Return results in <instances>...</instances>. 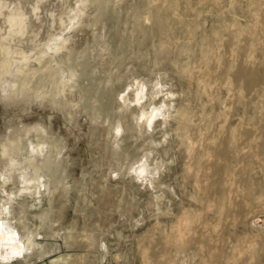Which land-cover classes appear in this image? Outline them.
<instances>
[{"label": "rangeland", "instance_id": "374dc122", "mask_svg": "<svg viewBox=\"0 0 264 264\" xmlns=\"http://www.w3.org/2000/svg\"><path fill=\"white\" fill-rule=\"evenodd\" d=\"M3 1L0 0V3L2 4ZM31 1L5 0L3 6L0 4L2 6H0V24L3 23L2 25L5 26V23H8L11 11H22L20 13H24L23 16L29 14L27 16L28 19L34 17V20L36 19L35 21H37L39 17L37 15L34 16L33 13L38 10L42 18H47L46 21H49V25L52 22L57 23L60 19L56 18V20H53L52 17L57 16L55 15V11L63 8L61 5L64 1L67 3L66 5L64 4L67 8L63 10L65 11V17L72 14L71 16H76L75 19L77 21L83 19L81 22H85L84 18L86 20V17L88 18L87 14L91 11L88 1L85 2L86 4L88 2V6L85 4L86 7L84 6V10L81 11L77 7L79 0ZM148 1H153L159 5L156 8L155 19L152 18L147 22L144 19V15ZM70 2L72 4H69ZM140 2L139 0L104 1L102 6H107H104L103 9L106 7V13H109L106 16H110L108 20V17L104 20L103 27H100V24L94 26L98 28V34L95 30L94 32L88 33L86 37L81 38V34L74 33V36L72 34L71 37L72 42L70 43L69 41L68 47L63 48L62 51L64 53L61 52L63 53L61 56L64 57L67 51H71L73 52L71 54H74L71 60L63 64V66L65 65L66 74H68L69 66L77 64L72 67L75 66L74 68L79 77L82 65L85 63L88 64V72L91 75V79H85V82H89L88 85L91 90L88 88V91H85L87 92L85 95L83 94L81 96V93L75 89L77 87L74 86L67 95V99L70 102L63 97L64 100L62 99V101L64 104H58L57 106V104L51 101L40 100L39 98L32 99L30 97L22 99L5 97L2 95L3 91H1L0 142L5 141L7 135H25L26 127H33L40 123L46 128L51 138L56 139L58 143L63 145L62 153L60 154V157L63 158H59L62 160L59 162L58 166L60 167L59 169L57 167V174L54 180L57 189L54 195L51 196V202L48 199L47 193L43 197H39L37 193L34 195L24 193L19 196L18 194L22 193V182L19 181L21 178L18 181L16 180L17 172L15 173L14 181L7 184L6 189L2 188V179H0V210L2 209L3 201L9 199L11 194L17 196L14 201V217L19 218L22 216L21 219L26 224L25 227L22 223L16 221L15 223L19 227V230L22 233L26 231L37 233L36 241L38 242V249H49L45 257L34 255V253L30 258L16 256L14 260H11L12 264H52L51 260L58 256L59 251L71 256L69 264H143L141 258L142 249L149 250L153 256L152 258L157 259L158 246L160 245V236L162 234L161 225L157 222L156 213L159 207L154 195L160 191L157 187L156 189L155 186H150L147 182L141 183L140 180L134 179L133 173L126 170V167L133 162L135 157L144 152L149 153L151 150L149 153L151 155L149 158L151 166L156 161L164 164L160 170L161 177L167 183L170 195H172L174 200L176 199V210L180 209L178 206L179 199L184 198L185 204L189 205L191 193L194 195L197 194L194 179L185 170V162L190 160L188 156L190 147H188L183 138L176 132V121L169 118L167 119L168 121H165L164 114L162 118L160 117L162 121L158 120L159 122H156V127L154 126L155 129L151 131L152 133L150 135H148L149 132L142 134V132L140 133V131L133 128H126V130V123L133 124L136 122V119H133L134 114L131 113V108H127V118L122 121L118 128H111L109 127V120L105 117L104 111L98 108L99 102L103 98L102 92L100 91H103L106 87H110L112 90L109 112L111 115H115L122 111V96L127 92L131 82L133 83L135 81L134 83H137L140 80H144L149 82L148 85H163L162 92L156 98V102L163 99V103L166 100V103L170 107L174 103L176 106L183 104L188 107L190 115L192 116L190 120L191 128L189 129L192 133L194 132L193 134L197 138L201 132L206 130L205 126L209 122L206 117L208 119L210 117L215 118L218 122L227 117L228 119L230 118L229 121L232 122V125L247 126L246 123L249 120L252 122L253 119L257 118L263 109L264 79L257 81L253 86H248L237 76L235 77L232 69L246 64L248 66L254 65L264 73V0H189L190 4L188 1L183 0L177 8L179 15L172 8L170 0L167 2L168 4L166 2L164 3L163 0H140ZM54 4L56 7H54ZM188 5H190L189 8ZM69 7L70 10H73L70 11ZM1 10L6 15L3 16ZM24 10L27 11V14ZM107 10L113 11L110 13ZM135 14H137L136 17ZM7 15L9 16L7 17ZM180 18L183 21H179ZM137 19H140V21ZM142 22L147 25L155 24L156 31L154 34L159 37L161 35V37L159 38L153 34L149 36L144 35L146 38L143 37L142 32L137 31L139 30V24ZM182 22L184 24L182 26L185 28H182ZM64 29L66 32L72 30L69 27ZM39 32L45 33L42 29ZM80 32L82 33V31ZM154 36L156 38H153ZM74 37L75 40L73 41ZM22 38L24 39L17 40V43L21 42L18 43L20 45L15 44V40L11 43L15 47L18 46L17 48L21 47L23 49L31 45L26 42L27 40L28 42L32 41L34 43L39 41V37L35 36L33 38V35H24ZM105 43L110 48L109 53L103 48L106 46ZM71 46L75 47L72 48ZM69 47L71 50H69ZM25 49L28 50L29 48ZM253 55L255 57H252ZM73 56L75 57L73 58ZM216 57L222 62H218ZM2 58L0 54V64L3 63ZM249 59H252L251 61L253 62H248L249 64L244 62L249 61ZM69 62L73 63L69 64ZM32 64L37 65V61H33ZM185 67L191 71L189 72ZM188 73L192 74L191 79L188 78ZM213 73L217 74L214 75ZM77 75L74 76V83L77 80L79 81ZM221 75L224 76L222 77ZM231 77L234 78L229 81ZM218 79L220 81L222 80V82L220 83ZM232 80H234V83ZM112 88L115 89L113 90ZM169 89L173 90L170 97H173L175 94L173 97L174 101L166 97L168 95L165 92L167 90L169 91ZM77 97L78 99H76ZM238 99L239 103H237ZM66 101L70 104H67ZM171 108L173 109V107ZM98 112L99 114L101 112V114H97ZM248 117H250L249 120ZM196 123L197 125H195ZM164 126L165 128L168 126L170 129H168L169 133L164 132ZM201 129L204 130L202 131ZM112 132L115 134H111ZM129 152L131 154H128ZM194 168L195 164L191 166V170L193 171ZM4 172H6V175L12 174L11 170L6 168L4 159L0 155V173ZM159 177L160 175H156L155 179ZM256 180L258 181V179ZM248 186L251 189L254 187L252 182H249ZM249 193H244V195L242 193L243 197L240 195L238 199H245L244 197L246 199L249 198L254 203L253 209H258V203L254 202L255 200ZM185 194L187 195L185 196ZM258 213V215L264 218V212ZM250 217L249 215L245 223L240 222L237 224L236 222V224H233L232 215L229 216L230 220L227 218V222L225 221L221 226L219 225V229H223L222 242L227 253L230 254V259H232V252L228 250V245H231L232 242H229L230 239L228 237L230 236L229 238H231V235L238 234V241L245 249L244 255H241L242 259L239 264H254L253 262L247 263L246 259L248 258L250 260V255L246 250L255 251V256L258 258L255 264H264V219L258 223V225L262 224L261 226L254 227L250 222ZM161 218L164 221L166 220L163 217ZM212 218H210V221H215V217ZM166 221L170 224L171 218H168ZM232 230L236 231L234 232ZM239 235L242 237L240 238ZM224 238L227 241V245L225 244ZM55 246H59L60 250L55 249ZM247 247L251 248L249 249ZM197 258V263L195 264H203L201 263L202 257L197 256ZM209 259L211 260V258ZM0 260L2 261L1 258ZM1 261L0 264H4V261ZM149 262V264H157L151 261Z\"/></svg>", "mask_w": 264, "mask_h": 264}, {"label": "bare ground", "instance_id": "6f19581e", "mask_svg": "<svg viewBox=\"0 0 264 264\" xmlns=\"http://www.w3.org/2000/svg\"><path fill=\"white\" fill-rule=\"evenodd\" d=\"M86 1L89 2V5H90L89 8L91 11L87 14L88 18L85 16L86 17V20L84 18L85 22H81L83 19L81 21H80V19L77 21L75 19L76 16H71L72 14L65 17V15H64L65 11H63V10H64V8H67L65 6L67 4L66 1L62 2L63 4L60 2L62 4L61 6H63V8L60 7L61 9H59L58 11H55L56 9L54 10L56 12L55 15H57V16L52 17L53 20L54 19L56 20V18H59L60 21L59 22L57 21V23L52 22L51 25H49V21L48 22L46 21L47 18L45 19V18H42L40 16L39 10L33 13V15L34 16L37 15L39 17V19L37 21H35L36 19L34 20V17H33L32 18L33 21H32V19L30 17L29 18L31 20L28 19L27 16L29 14H27V11L24 10L26 12L27 16H23L24 13H20L22 11L15 12V11H11L9 9L11 12L9 14L10 17L8 19V23H5L6 24V25L4 24L5 26L2 25L3 24L2 22H1L2 24H0V54L3 57L2 58L3 63L0 64V95H1V91H3L2 95L5 97L22 98V99H27L30 97L32 99L39 98L40 100L51 101V102L57 104V106H58V104H64V102L62 101L63 97H65V100L69 101L67 99V95L71 92L70 90H72L71 88L72 87L74 88V86L77 87L75 89L81 93V96H83V94L85 95V93H87L85 91H88V88H89L88 83L89 82L86 83L85 79H91L90 78L91 75L88 72V66H87L88 64L84 62L85 64L82 65L81 71L79 72L80 73L79 77H78L76 70L74 68L75 66L72 67L73 65H77V64H72V66H69L68 74H66L65 68H64L65 65L63 66V64L66 61L71 60L72 55H74V54H71V53H73L71 51H67L68 53L66 52L67 54L65 53L66 55L64 54V57L61 56L64 53L62 51L63 48L68 47L69 41H70V43L72 42V40H71L72 34L74 36V33H78V35L81 34V38H84V37H86V35L88 33H91L92 31L94 32L95 30L96 31L98 30L97 27H94V26H96V24H98V25L100 24V27H103V24L105 23L104 20L106 19V17H108L107 20L109 19L110 15L106 16L109 14V13L108 14L106 13V7L104 8L105 10L103 9V7L107 6V5L102 6L103 5L102 3L104 1L108 2V0H79L78 3L76 1L77 5H78L77 7L79 8L80 11L84 10V6L86 4L85 3ZM168 1L169 0H163L164 3L165 2L167 3ZM170 1H171V3L170 2L169 3L171 4L172 8L179 15L177 8H178L179 3H181V1H183V0H170ZM186 1H188V3H189V0H186ZM3 2H2V4L0 3L2 6L4 5ZM35 2H37V1H35ZM38 2H39V0H38ZM88 2H87V4H88ZM139 2H140V0H139ZM200 2L203 3L202 1H200ZM8 3H10V2L8 1ZM18 3H21V2H18ZM7 4H6V6H7ZM15 4H16V2H15ZM69 4H72V3L70 2ZM147 4L148 5L145 9L144 19H145V21L147 20V22H148L152 18L155 17L156 11H157L156 8L158 7L159 4H157L153 1H151V2L148 1ZM21 5H23V4H21ZM25 5H26V3H25ZM56 5H58V4H56ZM184 5H185V3H184ZM46 6H47V4H46ZM189 6L190 5H188V8H189ZM1 7H0V9H1ZM17 7H16V10H17ZM31 7H29V8H31ZM54 7H56L55 4H54ZM70 7H69V10H70ZM94 7H95V9H94ZM24 8H26V7H24ZM31 10H32V8H31ZM72 10H70V11H72ZM87 10H89V9H87ZM192 10H194V9H192ZM112 11H108V12L111 13ZM141 11H142V8H141ZM30 12H33V11H30ZM2 13H3V16L6 15V13L4 14L3 11H2ZM44 13H46V12H44ZM82 13H83V11H82ZM51 14H53V13H51ZM78 14H79V12H78ZM184 14H185V11H184ZM9 15H7V17ZM44 15H46V14H44ZM136 15L137 14H135V17H136ZM158 15H160V14H158ZM166 16L169 17L168 15H166ZM175 16H177V15H175ZM31 17H32V15H31ZM140 17H137V18H140ZM183 17H185V16H183ZM81 18H83V17H81ZM162 18H164V17H162ZM144 19H143V21H144ZM154 19H153V21H154ZM181 19L182 18H180L179 21ZM5 20H7V19H5ZM50 20H51V18H50ZM137 20L140 21V19H137ZM181 21H183V20H181ZM155 23H157V21H155ZM77 24H79V25H77ZM182 24H183V22L181 23V26H182ZM159 26H160V24H159ZM183 26H184V24H183ZM183 26H182V28H185ZM68 27L71 28L72 30L70 29L71 30L70 32L64 31V30H66L64 28H68ZM167 27H169V26H167ZM189 27H190V25H189ZM138 28H139V30H137V31H141L142 33L141 32L140 33L143 34V37L149 36L151 34L155 35L154 34V32L156 31L155 24L147 25V24L142 22L139 24ZM163 28H165V27H163ZM40 29H42L43 32H45V33H40L39 32ZM159 29H160V27H159ZM191 29H192V27H191ZM80 31H82V33ZM166 33H167V29H166ZM97 34H98V31H97ZM168 34H167V36H168ZM24 35H26V36L33 35V38L35 36L36 37L38 36L39 41L37 43H34L32 41L28 42V40H27L26 42L31 44L29 47L28 46L25 47V48H29L28 50H26L25 48L22 49L21 47L17 48L18 47L17 45H20L18 43H21V42L17 43V40L20 41L19 39H21V40L24 39V38H22ZM155 36H158V35H155ZM155 36L153 38H156ZM75 37H74L73 41L75 40ZM160 37H161V35H160ZM234 39H235V37H234ZM14 40L16 41L15 44H17L16 45L17 47H15L11 43ZM228 41H229V38H228ZM141 42H143V41H141ZM144 42H145V40H144ZM223 43H225V42H223ZM23 44L25 45L24 42H23ZM29 44H27V45H29ZM77 44H79V43L77 42ZM162 44L164 45V43H162ZM72 45H73V43H72ZM235 46H236V44H235ZM239 46H240V44H239ZM74 47H72V48H74ZM188 47H190V46H188ZM76 48H77V46H76ZM103 48L105 51L107 50V52L109 53L110 48L107 46V44ZM167 48H169V47H167ZM118 49H119V47H118ZM189 49H191V48H189ZM69 50H71V48ZM165 51H167V50H165ZM233 51H232V53H233ZM61 52H63V53H61ZM111 52H112V50H111ZM205 52H206V50H205ZM252 54H254V53H252ZM238 55H239V52H238ZM222 56H223V54H222ZM246 56H247V54H246ZM74 57L75 56H73V58ZM252 57H255V55H253ZM216 58H217L218 62H222V61H219L218 57H216ZM232 58H234V57H232ZM238 59H240V58H238ZM244 59L247 60L245 57H244ZM251 60L249 59V61H244V62L245 63L247 62V64H249L248 62H250V63L253 62ZM33 61L34 62L37 61V65L32 64ZM74 61H76V60H74ZM0 62H1V60H0ZM70 63H73V62H69V64ZM231 63H234V62H231ZM259 66L261 67L260 64H259ZM186 68L187 67H185V69ZM210 68H211V66H210ZM216 68H218V67H216ZM77 70H78V68H77ZM209 70H211V69H209ZM219 70L221 71V69H219ZM190 71L191 70H189V72ZM184 73H185V71H184ZM232 73L235 75V77L237 76L239 79H241L243 82H245L248 86H253L257 81L264 79V73H262L254 65L253 66H248L246 64L240 65V66L232 69ZM197 74H199V73H197ZM216 74H214V75H216ZM76 75H77V78L79 79V81L77 80L78 83H77V81L74 83V76H76ZM180 75H182V74H180ZM191 75L192 74L188 73V75H187L188 78L191 79L192 78ZM221 76L223 77L224 75H221ZM208 78H209V76H208ZM208 78H206V79H208ZM232 78H234V77H231L230 80L229 79L228 80L231 81ZM202 79H204V78H202ZM202 79H201V81H202ZM90 81H92V80H90ZM197 81H199V80H197ZM206 81H205V83H206ZM209 81H210V79H209ZM233 81L234 80H232V82ZM134 82L130 83V85L128 86L127 92L125 94H123L122 104L118 102L122 106V111L119 113H116L115 115H111L109 112L110 98H111L110 96L112 95V90L110 89V87H108V88L106 87L105 89H103V87H101L103 89V91H100V92H102L103 98H102V101L99 102L98 108L101 109L102 111H104L105 117H107L109 120V122H108L109 127L115 128V129H116V127L118 128V126L122 123V121L127 118V113H126L127 108L128 109L131 108V113L134 114L133 119H136L135 120L136 122L133 124H127L126 123L125 129L126 128H133L137 131H140V133L142 132V134L149 132L148 135H150V133H152L151 131L155 129L154 126L156 125V122L158 120L162 121V120H160V117L162 118V116L164 114H165L164 115L165 121H168L167 120L168 118L175 120L176 124H177V127H176L177 131L176 132L178 133V135H180L183 138L184 142H186L188 147H190V151L188 154L190 160H187L185 162V168H186L185 170H187L186 173L189 174V176L193 177L194 186L197 188V194H195V195L193 193H191L189 190V192L191 193L190 199H189L190 200L189 205L185 204L184 198L179 199L180 202L179 203L177 202V203H178V206L180 209L176 210L175 209V207H177L175 205L176 199L174 200L172 195H170L169 190L167 188L168 185H167V183H165V181L161 177L162 175L160 173V170L162 169V165H164V164L159 163V161H156V163L154 165H152V166L150 165L151 161L149 158L151 155L149 153L151 150L150 151L148 150L149 153L148 152H144V153L141 152L143 154H140L139 156L135 157L133 162L130 163V165L126 167L127 171H131L133 173L134 179L140 180L141 183L147 182L150 186H153V187L155 186V188L157 187L158 190L160 191L159 193L154 195L156 198V202L158 203V207H159V208L157 207L159 210L156 214H157V222H158V224L161 225V234H162L160 236V243H159L160 245L158 246L159 250H158V254H157V259L152 258L153 256L149 250L142 249L141 258H142L143 264H149L150 263L149 261L157 263V264H195V263H197L196 262L197 256L202 257L201 263H203V264H239L241 259H242L241 255L242 254L244 255L245 249L243 248V246L240 245V242L238 241L239 240V238L237 236L238 234L236 235L234 233L235 234L234 236L231 235V238H229L230 236L228 237V239H230L229 242H232L231 245H228V248H229L228 250L232 252V256H233V258L230 259V254L227 253V250L225 249L224 243L222 242L223 241V229L221 230V229H219V227L221 226V224L223 222L226 221L227 218L229 219V216H231V215L233 218L232 219L233 224H236V222H237V224H239L240 222L245 223L248 216L250 215L251 216L250 222H251L252 226L258 227V226L262 225V224L258 225V223H260L262 221V219H264V218H262L260 215H258L259 214L258 212H264V106H263V109L261 110L260 115H258L257 118L253 119L252 122L249 120L250 117H248L249 121L247 120L248 122L247 123L245 122L247 124V126L246 125H240L239 126V125H234V124L232 125L231 124L232 122L229 121L230 118L228 119L227 117L222 119V120H219V122L216 121L215 118L210 117V119H208L206 117V119L209 121L207 123V125L205 126L206 130H204L205 128L202 124V126L204 128L203 129L204 132L200 131L201 132L200 136H198V138H197L196 135L193 134L194 132L192 133L189 129V128H191L190 127V120H191L192 116L190 115V111H189L188 107L184 106L183 104L176 106V104L173 102L174 104L171 106V107H173V109H172L169 106V104L166 103V100H164V103H163L162 98H161L162 99L161 101L159 100L158 102H156V98H158L159 94L162 92L163 85H160V84H157L160 86L148 85L149 82L144 81V80H140L137 83H134ZM221 82H222V80L220 81V83ZM196 83H198V82H196ZM217 83H218V81H217ZM226 85H227V83H226ZM76 90H74V91H76ZM235 90H237V89H235ZM238 90H240V89L238 88ZM229 91H230V89H229ZM165 93H167V95H168V96H166L167 98L169 97V98L173 99V97L175 96V94H174L173 97H170L171 94L173 93L172 89L171 90L169 89V91L167 90V92H165ZM115 94H116V92H115ZM184 94H185V92H184ZM210 94L212 95V93H210ZM75 95H76V93H75ZM113 96H114V93H113ZM113 96H112V98H113ZM214 96H215V94H214ZM239 96H240V94H239ZM175 98H177V97H175ZM244 98L246 99V97H244ZM73 99H74V96H73ZM73 99H72V101H73ZM76 99H78V97ZM217 99H218V97H217ZM67 101H66V103H67ZM173 101H174V99H173ZM69 102L67 104H70ZM160 102H162V103L160 104ZM232 102L234 103L233 100H232ZM237 103H239V99H238ZM227 108H229V107H227ZM97 111H98V109H97ZM101 112H100V114H101ZM97 114H99V112ZM254 115H255V113H254ZM233 121H235V120H233ZM132 122H130V123H132ZM195 125H197V123ZM168 126H166V128L164 126V128H165L164 132H166V133L170 130L168 128ZM115 129H113V130H115ZM135 130H132V131H135ZM113 133L114 132H112L111 134H113ZM0 146H1L0 155L4 159L5 166H6V168L10 169L12 172L11 175H6L5 174L6 172L0 173V179H2V188H5L7 184H9L11 181H14V176H15V173L17 172L16 180L18 181V179L21 178V180L19 179V181L22 182V187H21L22 193H19L18 194L19 196H21L24 193L32 194V195L37 193L39 195V197H43V195H45L47 193L48 199L51 202L52 201L51 196L54 195L55 190L57 189L55 187L54 180H55V177L57 174V167L59 169L60 166H58V165H59L60 160H62L59 158H63V157H60V154L62 153L63 145L58 143L56 139L51 138L48 135L46 128L42 124L39 123L33 127H29V128L26 127L25 128V135H22V134L7 135V139L5 141H1ZM128 154H131V153L129 152ZM61 163H62V161H61ZM193 164H195V168L192 171L191 166ZM156 175L157 176L160 175V177L155 179ZM256 179H258V181ZM191 182H192V180H191ZM249 182H252V184L254 185V187L252 189H251V187L248 186ZM257 184H258V186H257ZM188 185H190V184H188ZM189 188H190V186H189ZM58 189H59V186H58ZM186 189H187V187H186ZM183 190H184V188H183ZM242 193H243V195H244V193H247V194L249 193L250 195H252L251 197L255 200L254 202L258 203L259 208L254 210L253 209L254 203H252L249 198L246 199V197H244L245 199H241V200L238 199V197H240V195L242 196ZM183 195H184V193H183ZM186 195L187 194H185V196ZM16 198H17V196H13V194H11L9 199H6L5 201H3L2 209L0 210V258L2 259V261H4V264H12L11 260H14L16 258V256H22V257H29L30 258V257H32V254L34 253V255H39L40 257H45V255L49 252L48 248H44V249L42 248V250L38 249V242L36 241L37 240V233H32L29 231H26L27 233L26 232L22 233L19 230V227L15 223L16 221H18L19 223H22L23 226H25V227H26V224L24 223V220L21 219L22 216H20L19 218L14 217L13 210H14V201L16 200ZM22 207H23V205H22ZM22 209L24 210V208H22ZM161 217L165 218L166 220L168 218H171L170 224L167 223L166 220L164 221ZM212 217H215V221H210V218H212ZM232 231H234V230H232ZM224 235H225V233H224ZM241 237L242 236H240V238ZM224 240H225V244L227 245V243H226L227 241L225 238H224ZM247 248L250 249L251 247H247ZM55 249L60 250V247L55 246ZM246 251H248L249 255H250V260H248V258L246 259L247 263L253 262L255 264L257 262V259H258L255 256V251L254 250H246ZM58 253H59L58 256H56L55 258H53L51 260L52 264H69L70 263V257H71L70 255L62 253L61 251H59ZM206 256H208V257H206ZM209 258H211V260Z\"/></svg>", "mask_w": 264, "mask_h": 264}]
</instances>
